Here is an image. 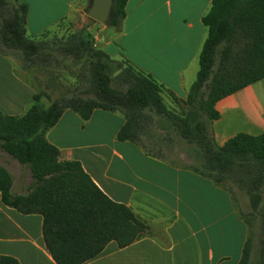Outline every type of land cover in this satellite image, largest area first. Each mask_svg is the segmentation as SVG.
<instances>
[{"label":"trees","instance_id":"obj_1","mask_svg":"<svg viewBox=\"0 0 264 264\" xmlns=\"http://www.w3.org/2000/svg\"><path fill=\"white\" fill-rule=\"evenodd\" d=\"M127 1L114 0L111 28L118 33ZM27 13L23 0H0L1 54L16 56L24 69L53 61L59 64L56 52L81 62L77 86L51 100L48 107L39 104L40 97L48 95L39 93L22 116L0 112V150L31 175L27 193L13 194L12 176L0 166L1 201L22 214L42 216L43 240L53 260L83 264L96 258L109 242L123 248L148 231L145 221L108 198L78 161H61L59 150L46 139V132L65 110L88 119L95 109H102L124 115L118 140L140 144L160 158L161 153L147 150L142 137L155 116L162 118L181 140L199 150L188 168L217 185L233 182L244 189L249 212L239 213L249 235L240 264L249 263L256 240V264H264V134L238 133L221 146L213 134V122L219 118L216 103L264 79V0L211 1L201 19L207 34L199 68L185 99L126 58H112L84 28L67 37L48 39V30L30 37ZM165 98L178 111L169 109ZM0 264L19 262L0 256Z\"/></svg>","mask_w":264,"mask_h":264},{"label":"crops","instance_id":"obj_2","mask_svg":"<svg viewBox=\"0 0 264 264\" xmlns=\"http://www.w3.org/2000/svg\"><path fill=\"white\" fill-rule=\"evenodd\" d=\"M23 1L28 5V35L34 38L64 19L76 0ZM211 1L128 0L121 32L112 31L100 46L185 99L199 68L207 34L201 19ZM33 70L0 53L2 114L22 116L34 104L40 87ZM44 96L39 104L48 107ZM215 108L217 145L238 133L264 134V79L218 101ZM124 122L119 111L95 109L83 119L67 109L46 132L61 161H78L108 198L148 225L147 233L131 245L120 248L111 241L83 264H240L249 230L228 189L187 166L148 154L140 144L118 140ZM0 159L12 176V193H27L28 168L1 150ZM42 225L40 214L25 215L4 205L0 193V256L19 264H57L46 249Z\"/></svg>","mask_w":264,"mask_h":264},{"label":"rangeland","instance_id":"obj_3","mask_svg":"<svg viewBox=\"0 0 264 264\" xmlns=\"http://www.w3.org/2000/svg\"><path fill=\"white\" fill-rule=\"evenodd\" d=\"M87 6L88 0H76L69 14L62 22L58 26L55 25L48 29L47 38L52 39L54 36L58 38L67 37L70 33L84 28L95 39L96 45L101 48L100 44H104V39H106L107 35L112 31L114 33L117 32V29L111 27L105 28L88 18L85 14ZM114 43L119 44V41L116 40ZM56 56L59 64L53 61L45 66H33L34 70L32 74L38 81L40 93L49 95V98L45 96L42 98V101L45 103H50L51 100L65 95L78 84L77 79L81 70V62L71 57H64L59 52H56ZM18 61L20 62L19 59ZM164 101L169 109L178 111V107L169 98H165ZM154 119L155 122L150 127L149 132L142 137V141L147 147V150L149 149L154 153H161L163 158L174 164L187 166V164L191 163L194 157L199 154V150L194 145H188L185 141L181 140L176 135L172 126L164 123L162 118L155 116ZM14 172L16 171L14 170ZM225 185L232 194L239 212L244 214L248 213L249 198L247 192L233 182H228ZM258 254L259 244L256 240L248 264H256Z\"/></svg>","mask_w":264,"mask_h":264},{"label":"water","instance_id":"obj_4","mask_svg":"<svg viewBox=\"0 0 264 264\" xmlns=\"http://www.w3.org/2000/svg\"><path fill=\"white\" fill-rule=\"evenodd\" d=\"M114 0H88L85 14L105 28L111 27Z\"/></svg>","mask_w":264,"mask_h":264}]
</instances>
